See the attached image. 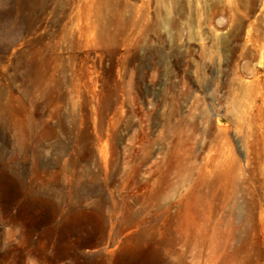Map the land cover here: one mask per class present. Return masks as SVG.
Listing matches in <instances>:
<instances>
[{
    "label": "rangeland",
    "instance_id": "obj_1",
    "mask_svg": "<svg viewBox=\"0 0 264 264\" xmlns=\"http://www.w3.org/2000/svg\"><path fill=\"white\" fill-rule=\"evenodd\" d=\"M0 264H264V0H0Z\"/></svg>",
    "mask_w": 264,
    "mask_h": 264
}]
</instances>
